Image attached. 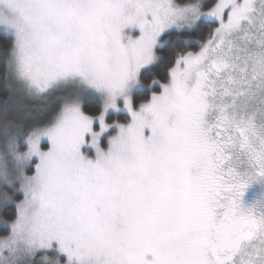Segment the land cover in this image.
<instances>
[{"label":"snow or ice","instance_id":"6c2138e0","mask_svg":"<svg viewBox=\"0 0 264 264\" xmlns=\"http://www.w3.org/2000/svg\"><path fill=\"white\" fill-rule=\"evenodd\" d=\"M264 0H0V264H264Z\"/></svg>","mask_w":264,"mask_h":264},{"label":"flooded vegetation","instance_id":"af4514ba","mask_svg":"<svg viewBox=\"0 0 264 264\" xmlns=\"http://www.w3.org/2000/svg\"><path fill=\"white\" fill-rule=\"evenodd\" d=\"M262 185L261 184H256L251 186L249 189H248V192L246 194V201L247 202H252L256 199H259L261 197H264V195L262 194Z\"/></svg>","mask_w":264,"mask_h":264},{"label":"trees","instance_id":"16d2710c","mask_svg":"<svg viewBox=\"0 0 264 264\" xmlns=\"http://www.w3.org/2000/svg\"><path fill=\"white\" fill-rule=\"evenodd\" d=\"M256 186H257V184H256ZM262 194L264 195V185H262ZM3 231V227L2 226H0V232H2Z\"/></svg>","mask_w":264,"mask_h":264}]
</instances>
